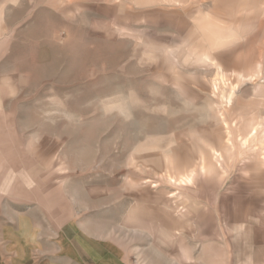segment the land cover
<instances>
[{
    "label": "rangeland",
    "instance_id": "obj_1",
    "mask_svg": "<svg viewBox=\"0 0 264 264\" xmlns=\"http://www.w3.org/2000/svg\"><path fill=\"white\" fill-rule=\"evenodd\" d=\"M263 138L264 0H0V264H233Z\"/></svg>",
    "mask_w": 264,
    "mask_h": 264
},
{
    "label": "crops",
    "instance_id": "obj_2",
    "mask_svg": "<svg viewBox=\"0 0 264 264\" xmlns=\"http://www.w3.org/2000/svg\"><path fill=\"white\" fill-rule=\"evenodd\" d=\"M227 101L230 102V98ZM182 176H190V174ZM230 239L233 264H264V222L262 220L249 217L234 222Z\"/></svg>",
    "mask_w": 264,
    "mask_h": 264
}]
</instances>
